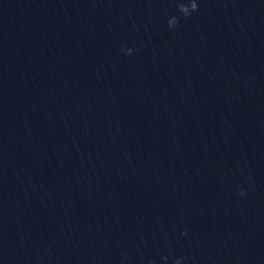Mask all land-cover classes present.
<instances>
[{
	"label": "water",
	"instance_id": "1",
	"mask_svg": "<svg viewBox=\"0 0 264 264\" xmlns=\"http://www.w3.org/2000/svg\"><path fill=\"white\" fill-rule=\"evenodd\" d=\"M178 2L0 0V264H264V0Z\"/></svg>",
	"mask_w": 264,
	"mask_h": 264
},
{
	"label": "clouds",
	"instance_id": "2",
	"mask_svg": "<svg viewBox=\"0 0 264 264\" xmlns=\"http://www.w3.org/2000/svg\"><path fill=\"white\" fill-rule=\"evenodd\" d=\"M198 9L197 0H180L177 4V10L182 13L185 17L190 16L191 13ZM179 23V20L176 16H172V19L168 21L169 28H174ZM122 50H124L122 48ZM126 54H131L132 49L128 48L126 50ZM241 195H244V192L241 191ZM174 264H180L179 260H176Z\"/></svg>",
	"mask_w": 264,
	"mask_h": 264
}]
</instances>
